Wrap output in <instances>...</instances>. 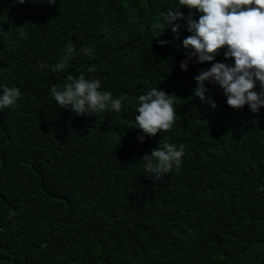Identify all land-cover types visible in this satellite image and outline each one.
<instances>
[{
    "label": "trees",
    "instance_id": "obj_1",
    "mask_svg": "<svg viewBox=\"0 0 264 264\" xmlns=\"http://www.w3.org/2000/svg\"><path fill=\"white\" fill-rule=\"evenodd\" d=\"M49 2L0 0V95L21 93L0 109V264H264V108L234 109L211 84L215 110L193 97L201 70L234 66L227 46L182 71L191 33L178 21L177 39L162 17L179 0ZM68 74L126 97L121 111L59 108L50 89ZM153 88L177 97V117L147 136L129 122ZM159 143L185 154L154 183L140 161Z\"/></svg>",
    "mask_w": 264,
    "mask_h": 264
},
{
    "label": "clouds",
    "instance_id": "obj_2",
    "mask_svg": "<svg viewBox=\"0 0 264 264\" xmlns=\"http://www.w3.org/2000/svg\"><path fill=\"white\" fill-rule=\"evenodd\" d=\"M54 0L49 4H54ZM180 7L170 8L162 13L163 23L167 24L174 36L179 39L180 30L184 27L178 21H185L187 31L191 33L183 39V48L186 50V59L180 64L182 71L188 70L189 62L196 57L197 63H212L215 54L227 46L225 59H234V66L225 63H212L210 69L201 70L194 78L196 88L194 96L202 104L217 108L212 97L206 95L209 89L207 84L218 86L224 91L228 106L242 109L248 105L249 110L256 114L264 108V0H179ZM184 7L189 9L188 15L178 11ZM192 10H195L193 12ZM195 15L199 16L198 21ZM161 22L156 21L152 27L161 28ZM166 28V29H167ZM164 32V31H163ZM164 46L166 41H159ZM191 50V51H187ZM87 55L91 49L85 48ZM75 49L71 43L66 45L62 58L52 68V72H62L68 64ZM46 63H38L37 69L47 68ZM259 82V94L253 91ZM101 83L97 79H86L81 74L74 77L67 75V82L61 88L53 85L50 95L61 109L69 108L78 116L88 113L110 110L119 113L126 97L113 98L110 91H102ZM17 87L3 88L0 95V109L15 104L20 96ZM175 95L166 94L153 88L137 98L138 113L129 127L140 129L147 136H155L158 132H167L173 127L176 120L174 111ZM258 124L259 121H254ZM143 142V136L140 138ZM185 146L159 143L151 155L145 154L140 163L153 182L160 181L174 166L179 167L184 156ZM260 191H264L262 186Z\"/></svg>",
    "mask_w": 264,
    "mask_h": 264
}]
</instances>
